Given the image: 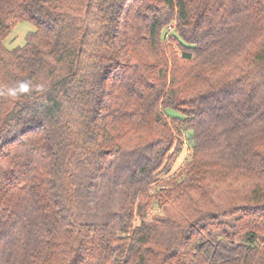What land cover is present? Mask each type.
<instances>
[{
    "label": "trees",
    "instance_id": "16d2710c",
    "mask_svg": "<svg viewBox=\"0 0 264 264\" xmlns=\"http://www.w3.org/2000/svg\"><path fill=\"white\" fill-rule=\"evenodd\" d=\"M0 264H264V0H0Z\"/></svg>",
    "mask_w": 264,
    "mask_h": 264
},
{
    "label": "rangeland",
    "instance_id": "374dc122",
    "mask_svg": "<svg viewBox=\"0 0 264 264\" xmlns=\"http://www.w3.org/2000/svg\"><path fill=\"white\" fill-rule=\"evenodd\" d=\"M175 25L173 24V27ZM34 27L33 25H31L30 23L27 22H21V23H16L9 35L7 36V38L4 41V47L7 50H13L15 48L18 47H23L25 45V39L27 37V35L31 32L34 31ZM168 35L166 37L165 40V44H167V46L170 48V45L173 43L170 40L171 33L170 30H168ZM174 32V30H173ZM167 121L170 123V121L174 118H179L181 115L175 111L172 110H167L166 111V115ZM192 137V134L189 135L185 132H182L179 135V141H181L182 143V149L180 151L179 154H177L172 162V166H171V172L169 175H172L174 172L178 171L179 168H181L185 163H187L188 161H190L191 156H192V143L190 142V138ZM149 219L154 215V216H163V212L162 210H160L159 208L157 209L156 207H153L150 211H149Z\"/></svg>",
    "mask_w": 264,
    "mask_h": 264
},
{
    "label": "clouds",
    "instance_id": "9594fccd",
    "mask_svg": "<svg viewBox=\"0 0 264 264\" xmlns=\"http://www.w3.org/2000/svg\"><path fill=\"white\" fill-rule=\"evenodd\" d=\"M30 92V85L28 83H19L15 86H10L6 89V92L4 93L8 97H18L21 94H26Z\"/></svg>",
    "mask_w": 264,
    "mask_h": 264
}]
</instances>
